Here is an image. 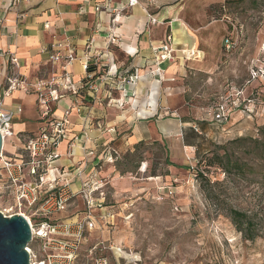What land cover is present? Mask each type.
<instances>
[{
	"label": "rangeland",
	"instance_id": "1",
	"mask_svg": "<svg viewBox=\"0 0 264 264\" xmlns=\"http://www.w3.org/2000/svg\"><path fill=\"white\" fill-rule=\"evenodd\" d=\"M181 4V18L197 34L203 51L201 66L183 81L182 102L206 125L198 126L202 134L189 149L190 156L170 157L161 140L114 154V167L102 170L108 179L103 181L104 210L113 218L97 216L75 264H92L96 256L111 262L116 256L119 264H264V0H181ZM236 97L251 109L249 114L235 107L227 122L205 118L206 108L220 100L232 105ZM21 120L29 135L36 134L35 121ZM8 146L9 140L3 155ZM13 150L7 153L11 160L19 149ZM215 154L240 167L225 171L215 162ZM2 179L0 211L12 207L6 213H24L32 223L62 219L65 211L49 204L44 208L50 211H41L45 194L32 206L25 202L13 206L21 180L13 184L4 180L5 174ZM230 208L248 214L252 239L235 228ZM101 245L108 247L99 249ZM27 247L38 258L49 253L48 245L37 238ZM114 247L120 248L118 254Z\"/></svg>",
	"mask_w": 264,
	"mask_h": 264
},
{
	"label": "crops",
	"instance_id": "2",
	"mask_svg": "<svg viewBox=\"0 0 264 264\" xmlns=\"http://www.w3.org/2000/svg\"><path fill=\"white\" fill-rule=\"evenodd\" d=\"M106 1L0 0V60L3 53L12 52L19 72L32 79L44 78L62 69L61 62L48 61V52L64 53L73 48L75 58L66 69L74 83L84 78L85 65H91L89 84L53 101L48 118L40 116L34 92L15 90L3 99V108L15 113L11 130L26 135L31 131L21 118L35 121L37 134L51 118H62L69 109L66 132L54 148L57 156L50 161L46 173L58 185L67 182L76 194L67 211L59 216L62 219L82 216L85 206L78 193L82 183L103 188V181L108 179L102 170L107 165L114 167V154L132 152L141 143L161 140L167 143L170 157L190 156L189 149L202 134L198 126L206 125L182 102L183 81L188 72L201 66L203 51L197 34L181 18V0H140L120 11L115 24L111 20L117 10L106 6ZM110 1L115 6L128 0ZM97 5L101 6L99 11L95 10ZM110 30L116 37L112 42L108 39ZM168 36L175 59L161 64V80L151 71L156 68L153 47ZM90 39L88 53L86 44ZM189 49L190 55L186 54ZM0 68L3 72L2 65ZM103 73H107L109 81H101ZM130 74H136L137 79L128 80ZM9 144L6 156L18 149L10 141Z\"/></svg>",
	"mask_w": 264,
	"mask_h": 264
},
{
	"label": "built area",
	"instance_id": "3",
	"mask_svg": "<svg viewBox=\"0 0 264 264\" xmlns=\"http://www.w3.org/2000/svg\"><path fill=\"white\" fill-rule=\"evenodd\" d=\"M10 1V0H9ZM18 2L19 0H15ZM152 3L154 0H145ZM110 0L106 1V6H111L114 10H117L112 17V23L115 24L119 18V12L125 10L128 6L139 4L140 0H128L126 4H117L112 6ZM100 5L95 6V10H100ZM150 20L153 22L155 19L149 15ZM115 35L112 30L108 34L109 41L115 40ZM92 39L86 44L88 53H90ZM229 39L225 38V46L229 47ZM154 51V68L152 73H156L159 79H163L161 73V64L166 61L175 59L174 50L170 44V36L165 41H162L159 45L153 47ZM87 53V57H89ZM75 54L73 48H69L66 52L59 51L48 52V61L55 64L61 62L62 69L59 74H52L49 77L44 78H29L25 74H22L18 70V61L12 52H5L2 54L0 65L3 66L0 75L3 76V84L0 83V134L2 138V149L0 152V161H2V168L0 170V176L6 175V179L11 180L13 184L21 180L17 184L16 195L13 206H21L23 202L27 205H34L42 195H46L44 201L41 203L40 209L44 213L50 211L48 208H44L46 204L53 206L58 211H66L70 200L76 195L68 187V183L64 182L60 185L57 184L55 178H47V171L50 166V161L57 156L54 151L57 143L62 139L65 134V123L67 122V116L69 109L64 111L62 118H51L46 126H42L39 132L35 135H26L23 132H13L11 130V124L15 118V113L12 110L3 108V99L10 96L15 90H21L23 92H34L36 94L37 107L42 118H48L51 110V103L61 97L67 92L77 93L89 84L90 79L93 76L90 70L89 64L85 65V76L78 83H74L71 80L70 72L66 69V65L74 60ZM121 80H124L123 75L120 76ZM136 74H130L128 80L137 79ZM107 73L100 75L102 82L109 81ZM110 81V87L114 88ZM114 83V82H113ZM110 100V99H109ZM114 102L118 105L121 102L118 99H114ZM235 107H240L249 114L251 111L247 105L243 104V100L236 97L232 100V105L226 100L218 101L214 106L205 109V118L210 121L224 123L227 122L231 116V111ZM195 131H199L196 125L192 126ZM9 140L13 145H18L19 154L15 159H12L6 155H3V149L6 141ZM16 143V144H15ZM3 170V171H2ZM4 172V173H3ZM3 180V179H1ZM31 180V181H23ZM47 184V186L45 185ZM171 193V191H169ZM84 201V212L81 217L72 219H59L55 222L48 220H38L32 223L24 213L12 211H1L3 215L10 216L18 213L23 215L30 226L32 240L37 238L43 240L48 247L49 253L42 258H38L35 251L29 247L25 249L29 252V264H75L81 244L87 238V230L95 227L97 216L113 218V214L108 210H104L105 195L101 185L92 184L88 185L87 181L82 183V187L78 191ZM44 197V196H43ZM42 197V198H43ZM96 211H99L98 214ZM31 240V241H32ZM30 241V242H31ZM93 245L89 252L95 251L97 245ZM102 244V243H101ZM99 249L107 248L106 246H99ZM113 246H110V249ZM114 253L118 254L120 248L114 247ZM92 264H119L115 256L114 262H111L105 256H96Z\"/></svg>",
	"mask_w": 264,
	"mask_h": 264
},
{
	"label": "water",
	"instance_id": "4",
	"mask_svg": "<svg viewBox=\"0 0 264 264\" xmlns=\"http://www.w3.org/2000/svg\"><path fill=\"white\" fill-rule=\"evenodd\" d=\"M1 149L0 134V152ZM31 240V229L23 215L5 216L0 211V264H29V252L25 247Z\"/></svg>",
	"mask_w": 264,
	"mask_h": 264
},
{
	"label": "trees",
	"instance_id": "5",
	"mask_svg": "<svg viewBox=\"0 0 264 264\" xmlns=\"http://www.w3.org/2000/svg\"><path fill=\"white\" fill-rule=\"evenodd\" d=\"M213 157L216 159L215 162L217 163V165L222 167L225 171L231 170L232 166H235V168L237 169L240 167L238 163H234L233 165V162L230 160V158L225 159L222 155L215 154L213 155ZM229 216L235 228L240 231L245 238L252 239L254 237V233L252 230V220L246 212L238 210L236 208H230Z\"/></svg>",
	"mask_w": 264,
	"mask_h": 264
},
{
	"label": "bare ground",
	"instance_id": "6",
	"mask_svg": "<svg viewBox=\"0 0 264 264\" xmlns=\"http://www.w3.org/2000/svg\"><path fill=\"white\" fill-rule=\"evenodd\" d=\"M5 146V145H4Z\"/></svg>",
	"mask_w": 264,
	"mask_h": 264
}]
</instances>
